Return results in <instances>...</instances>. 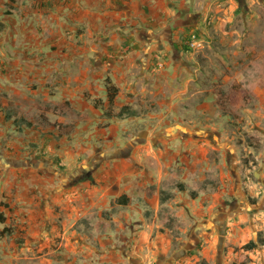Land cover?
<instances>
[{"label":"rangeland","instance_id":"374dc122","mask_svg":"<svg viewBox=\"0 0 264 264\" xmlns=\"http://www.w3.org/2000/svg\"><path fill=\"white\" fill-rule=\"evenodd\" d=\"M210 14L205 24L217 39L190 47L191 64L185 70L204 69L201 57L207 60L211 76L206 86L212 95L192 102L195 106L207 99L210 112L156 114L154 103L142 106V115L162 124L135 127L136 119L129 115L132 119L117 128L115 138H104L106 116L88 111L86 121L97 119L86 130L93 132V140L74 158L37 145L32 163L39 172H48L53 163L57 172L69 173L71 185H93L105 174L134 176L131 185L125 180L112 184L108 206L76 220L56 205L51 213L43 208L46 223L21 224L6 209L9 220L0 229H13L7 238L22 250L20 264H264V0H216ZM27 115L40 122L47 118L42 112ZM21 118L20 124L25 122ZM196 120L203 129H196ZM174 125L179 133L171 131ZM58 132L67 133L69 143L74 138L72 127L60 126ZM174 152L184 158L176 165L168 163ZM193 156L196 170L190 169ZM146 176L155 181L146 182ZM121 192L128 198L125 203L117 200ZM164 192L171 195L162 201ZM2 198L1 204L9 205ZM251 241L256 245L249 248Z\"/></svg>","mask_w":264,"mask_h":264},{"label":"crops","instance_id":"0c3cea01","mask_svg":"<svg viewBox=\"0 0 264 264\" xmlns=\"http://www.w3.org/2000/svg\"><path fill=\"white\" fill-rule=\"evenodd\" d=\"M215 1L0 0V211L5 216L6 209L15 214L18 223L40 225L48 221L43 208L47 206L51 213L52 207L60 205L64 216L76 220L108 206L113 183L125 180L132 184L134 175L128 172L116 177L105 174L102 182L89 186L71 185L66 182L69 173L57 172L51 161L46 173L32 163L38 155L37 145L62 158H74L84 144L90 145L93 132L86 130L97 119L86 121L88 111L101 116L106 109L119 111L128 105L140 114L131 115L135 127L162 124V120L147 122L142 115V106L147 109L154 103L152 113L156 114L210 112L207 99L195 106L192 102L196 96L212 95L206 86L211 76L207 60L201 57L204 69L196 65L189 75L185 70L191 64L188 42L192 35L200 46L202 40L211 44L217 39L205 24ZM186 32L182 39L180 35ZM200 51L207 56L203 47ZM107 77L118 87L111 107L104 84ZM96 98L102 100L97 107ZM30 112H42L47 118L35 121L27 115ZM21 117L32 122L16 123L15 118ZM104 118L108 125L102 135L112 134V138L120 125L132 119L127 113ZM194 123L196 129H203L198 120ZM60 126L73 128L70 143L67 133L58 134ZM178 126L171 131L179 133ZM175 153L168 163L184 160ZM190 163V169H195L196 156ZM149 177L146 182L155 181ZM2 195L9 205L1 204ZM8 220L6 216L4 223ZM11 235L0 239V264L21 263L22 250L13 240L8 243ZM34 248L31 259L36 257Z\"/></svg>","mask_w":264,"mask_h":264},{"label":"trees","instance_id":"16d2710c","mask_svg":"<svg viewBox=\"0 0 264 264\" xmlns=\"http://www.w3.org/2000/svg\"><path fill=\"white\" fill-rule=\"evenodd\" d=\"M105 87H106V93H107V101L109 103V106L111 107V105L114 103L116 95L118 93V87L110 80V78H106L104 81ZM94 106L97 107L99 105H101L102 100L100 98H96L93 100ZM124 113H127V115H133L134 112L130 109V107L128 105H123L119 111L117 112H112L111 109H106L104 110L103 114L106 117H112V116H117V117H123ZM22 119V118H21ZM23 121H26V119ZM15 122L18 123L19 119L15 118ZM27 124H29V121H26ZM180 189H183V186H181L179 184ZM169 195L171 194H167L166 192L162 193L160 195L161 200L165 201ZM117 200L121 203H125L128 201V198L126 196V194H121ZM6 220V216L3 212H0V223H4ZM13 233V229L10 226H4L2 229H0V238L4 237L5 235H9ZM256 244L255 242L251 241L249 244H247V247H254ZM56 257L61 258L62 256L60 255L59 252H56L55 254Z\"/></svg>","mask_w":264,"mask_h":264},{"label":"built area","instance_id":"2783aa9c","mask_svg":"<svg viewBox=\"0 0 264 264\" xmlns=\"http://www.w3.org/2000/svg\"><path fill=\"white\" fill-rule=\"evenodd\" d=\"M188 45L191 48H197V47H199V42L197 41V39L195 38L194 35L191 36V39L189 40Z\"/></svg>","mask_w":264,"mask_h":264}]
</instances>
